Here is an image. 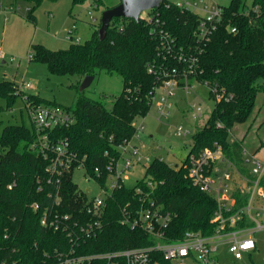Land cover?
I'll use <instances>...</instances> for the list:
<instances>
[{
    "label": "trees",
    "instance_id": "16d2710c",
    "mask_svg": "<svg viewBox=\"0 0 264 264\" xmlns=\"http://www.w3.org/2000/svg\"><path fill=\"white\" fill-rule=\"evenodd\" d=\"M34 1L39 4L42 0ZM171 2L166 0L151 11H157L164 29L178 45L185 49L196 47L193 36L196 16L181 12ZM241 2L231 0L222 7L223 17L216 31L198 46L199 52H190L196 58L197 69L189 79L206 83L208 98L213 103L206 124L191 136L190 152L218 143L237 166L242 161L243 140L230 142L233 129L253 119L256 98L264 94V0H253L248 10ZM95 25L90 39L64 50L52 51L31 44L29 61L44 64L50 74L77 77L73 105L66 109L72 114L73 123L57 128L50 137L67 140L71 152L85 165V171L96 178L97 169L100 178L96 181L103 183L108 165L120 157V148L136 134L135 119L150 111L155 78L147 73V66L151 63L160 66L162 60L149 25L142 18L138 21L113 18L103 40L98 38L100 20ZM102 72L122 80L121 92L110 107L104 100H94L79 90L85 77L95 78ZM19 87L14 82H0V99L6 108L10 109L17 97L32 106L54 105L35 94L23 93ZM229 95L232 97L228 98ZM34 140L32 126L30 129L7 125L0 133V264H52L58 253H67L72 245L65 233L40 225L41 211L53 207L54 196H48L52 188L46 183L47 159L30 149ZM76 164L61 179V201L56 208L63 214L72 213L75 218L86 202L84 193L72 179ZM8 185L12 187L9 189ZM261 185L264 186V177ZM135 188L141 192L137 193ZM149 200L172 214L165 230L168 241L181 239L187 231L208 235L214 228L210 219L216 210V200L192 185L183 166L177 169L154 158L133 187L123 185L113 193L102 219L104 228L95 237L80 242L75 255L153 245L154 239L145 231L120 224L122 211L146 209ZM239 201L242 205L245 198ZM32 203H38L40 211H33ZM87 264L102 263L97 259ZM151 264L170 263L154 253Z\"/></svg>",
    "mask_w": 264,
    "mask_h": 264
},
{
    "label": "built area",
    "instance_id": "2783aa9c",
    "mask_svg": "<svg viewBox=\"0 0 264 264\" xmlns=\"http://www.w3.org/2000/svg\"><path fill=\"white\" fill-rule=\"evenodd\" d=\"M170 5L177 7L181 12L196 16V31L193 33L196 47L185 49L182 45H178L164 29L157 11H151L153 10L151 9L144 11L145 15L140 14L139 18L149 25L150 35L157 42V54L162 60L160 66L154 63L147 66V73L155 78L150 94V104L153 105L156 102L155 108L159 118L170 115L178 90L184 92L185 97L190 93L189 79L195 76L197 69L196 58L190 52H199L198 46L210 38L223 17V8L209 0H180L171 2ZM92 21L95 20L92 19ZM74 29H76L75 26L67 31L68 39L73 40ZM231 32L235 33V29L231 28ZM1 59L3 54L0 51ZM29 60L30 55H28ZM24 84L22 82L19 88L31 87L29 84ZM202 84L208 89L206 83ZM211 91L215 92V89ZM215 98L218 100L219 95L216 94ZM24 107L35 133V140L30 149L47 159L46 183L52 188L48 196H54L53 207L41 211L40 225L43 228L65 233L71 238L72 243L68 252L58 253L56 261L52 264H87L97 259L102 264H151L154 253L160 254L170 264H218L220 252L224 251L234 260H239L256 249L254 234L264 230V223L260 221L264 219V186L261 185L264 177V161L257 157L256 152L249 153L243 148L242 161L237 166L225 155L220 144L213 143L212 146L205 147L199 152L193 153L189 150L180 164L185 168L186 176L192 185L216 200V210L210 219V224L214 228L210 234L187 231L181 239L168 241L165 230L172 214L164 212L149 200V206L146 209L122 211L120 224L131 230L145 231L154 239L153 245L83 256L75 255V247L80 242L93 238L102 231L104 228L102 219L107 201L124 185L125 173L134 164L140 163L142 158L144 159L140 155L139 148L131 143L133 138L139 137L137 131L142 129V126L136 129L133 138L120 148V157L108 165L105 182L98 183L96 181V178H100L98 170L95 169L96 178L88 174L85 171V165L69 149L67 140H54L50 137L57 128L68 127L73 123L72 114L57 105L32 106L24 103ZM188 107L189 116L195 123L202 117L201 106L194 103L188 104ZM197 129L191 133L189 129L178 125L175 133L178 137H187L190 133L192 136ZM233 141L236 140L232 138L230 142ZM122 155L126 156L124 160ZM120 158L123 160L121 168L118 167ZM157 159L163 161L161 158ZM74 163L77 164L74 166L73 173L76 169H82L84 180L93 182L99 189V194L91 197L90 189L82 190L77 185L86 197L85 205L81 212H78L77 218L72 213L63 214L56 210L61 201V179L71 170ZM170 167L178 169L177 166ZM147 185L150 188L153 187L149 182ZM11 187L12 185H8L9 189ZM135 191L141 192L139 188H135ZM242 198H245V202L240 205L239 200ZM30 208L35 212L40 211L38 203H32Z\"/></svg>",
    "mask_w": 264,
    "mask_h": 264
},
{
    "label": "rangeland",
    "instance_id": "374dc122",
    "mask_svg": "<svg viewBox=\"0 0 264 264\" xmlns=\"http://www.w3.org/2000/svg\"><path fill=\"white\" fill-rule=\"evenodd\" d=\"M177 2L180 0H170ZM231 0H209L221 7H226ZM245 10L252 7L253 0H241ZM119 0H42L37 4L34 0H0V82L10 81L17 85L29 84L33 89H24L26 94H35L53 106L63 109L73 105L75 97V76H58L48 73L44 64L30 61L28 55L31 44L42 45L52 50H64L73 43H84L92 36L101 13L107 8L117 5ZM12 10H11V9ZM91 13V16H90ZM141 15H145L142 12ZM92 19L95 21L93 22ZM73 40L67 38V31L74 27ZM78 39V40H77ZM80 86V85H79ZM122 89V80L116 75L102 72L96 76L85 89V94L94 100H104L110 107ZM207 87L196 80L191 82L190 93L185 97L184 92L178 90L174 98L171 113L166 118H159L155 103L151 105L145 117H138L134 121L138 130V138L131 143L139 148L144 157L140 163L127 171L124 178L126 187H133L145 174V168L154 158H161L169 166H180L181 160L188 154L191 147V133L206 124L213 109V103L208 98ZM263 95L258 94L253 119L245 124L234 127L233 138L243 140V148L254 153L264 161V103ZM20 97L11 108L0 99V133L7 125H23L31 129V123ZM198 104L202 109V117L194 121L188 113V104ZM181 125L191 132L187 137H178L175 128ZM244 138V139H243ZM125 155H122L123 160ZM123 160L120 158L118 167ZM249 169V166H247ZM73 182L80 189H90V196L99 194V189L91 181H85L82 169L73 173ZM264 223V219H260ZM256 249L245 254L242 259L234 260L224 251L220 252L218 264H264V230L254 234Z\"/></svg>",
    "mask_w": 264,
    "mask_h": 264
},
{
    "label": "water",
    "instance_id": "95a60500",
    "mask_svg": "<svg viewBox=\"0 0 264 264\" xmlns=\"http://www.w3.org/2000/svg\"><path fill=\"white\" fill-rule=\"evenodd\" d=\"M166 0H119L118 4L107 8L101 13L100 28L98 38L103 40L106 36L107 28L113 18H125L138 21L139 16L144 11L158 8ZM94 77L87 76L80 83L79 90L84 91L91 84Z\"/></svg>",
    "mask_w": 264,
    "mask_h": 264
},
{
    "label": "crops",
    "instance_id": "0c3cea01",
    "mask_svg": "<svg viewBox=\"0 0 264 264\" xmlns=\"http://www.w3.org/2000/svg\"><path fill=\"white\" fill-rule=\"evenodd\" d=\"M0 6H1L0 11H1V10H2V11L7 10V8H2V5H0ZM10 9H11V8H10ZM11 10H12V9H11ZM29 62H30V61H28V63H29ZM22 82H24V81H22ZM22 82H21V83H22ZM30 86H31L30 88H27V87H26V88H23V87H22V88H21V91H22L23 93H25V92H24V89H25V90H26V89H27V90H28V89H33V86H32V85H30Z\"/></svg>",
    "mask_w": 264,
    "mask_h": 264
}]
</instances>
